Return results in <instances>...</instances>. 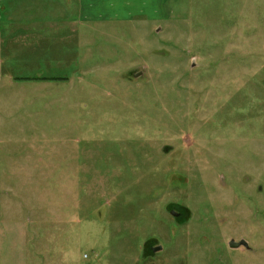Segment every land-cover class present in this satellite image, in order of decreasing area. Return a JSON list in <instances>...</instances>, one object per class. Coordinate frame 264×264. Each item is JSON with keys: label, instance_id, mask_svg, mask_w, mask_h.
<instances>
[{"label": "rangeland", "instance_id": "obj_1", "mask_svg": "<svg viewBox=\"0 0 264 264\" xmlns=\"http://www.w3.org/2000/svg\"><path fill=\"white\" fill-rule=\"evenodd\" d=\"M11 208L31 264H264V0H0Z\"/></svg>", "mask_w": 264, "mask_h": 264}, {"label": "crops", "instance_id": "obj_2", "mask_svg": "<svg viewBox=\"0 0 264 264\" xmlns=\"http://www.w3.org/2000/svg\"><path fill=\"white\" fill-rule=\"evenodd\" d=\"M15 214L20 213L13 208L0 210V264H31V253L39 249L27 232L28 223L14 224Z\"/></svg>", "mask_w": 264, "mask_h": 264}, {"label": "water", "instance_id": "obj_3", "mask_svg": "<svg viewBox=\"0 0 264 264\" xmlns=\"http://www.w3.org/2000/svg\"><path fill=\"white\" fill-rule=\"evenodd\" d=\"M230 246L232 248H239L241 246H245V247H248V243L246 241H240V242H231L230 243ZM162 249L161 246H158L156 248H154V251L157 252V251H160Z\"/></svg>", "mask_w": 264, "mask_h": 264}, {"label": "flooded vegetation", "instance_id": "obj_4", "mask_svg": "<svg viewBox=\"0 0 264 264\" xmlns=\"http://www.w3.org/2000/svg\"><path fill=\"white\" fill-rule=\"evenodd\" d=\"M172 214L175 215L174 212H172ZM242 241H245V240H242ZM231 242H236V241H233V240H232V241L229 242V247H230V248H232V247L230 246V243H231ZM243 247H245V246H243ZM232 249H234V248H232Z\"/></svg>", "mask_w": 264, "mask_h": 264}]
</instances>
